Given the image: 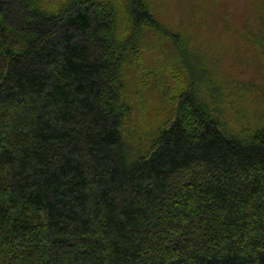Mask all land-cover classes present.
Wrapping results in <instances>:
<instances>
[{
    "label": "trees",
    "instance_id": "trees-1",
    "mask_svg": "<svg viewBox=\"0 0 264 264\" xmlns=\"http://www.w3.org/2000/svg\"><path fill=\"white\" fill-rule=\"evenodd\" d=\"M125 11L129 32L107 0H0V264H264V127L225 131L189 88L133 158L121 66L170 33Z\"/></svg>",
    "mask_w": 264,
    "mask_h": 264
},
{
    "label": "rangeland",
    "instance_id": "rangeland-1",
    "mask_svg": "<svg viewBox=\"0 0 264 264\" xmlns=\"http://www.w3.org/2000/svg\"><path fill=\"white\" fill-rule=\"evenodd\" d=\"M107 1L121 15L120 30L129 32L125 9L130 0ZM146 1L170 34L144 30L138 54L121 66L123 96L130 105L122 132L131 156L150 153L189 88L225 131L243 138L264 127V48L259 42L264 0ZM67 2L40 0V6L55 12ZM172 34L179 36L181 56Z\"/></svg>",
    "mask_w": 264,
    "mask_h": 264
}]
</instances>
